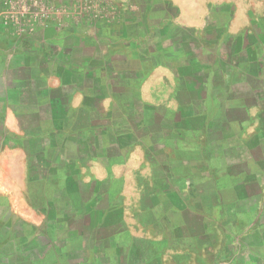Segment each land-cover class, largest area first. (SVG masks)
I'll use <instances>...</instances> for the list:
<instances>
[{
  "label": "crops",
  "instance_id": "obj_1",
  "mask_svg": "<svg viewBox=\"0 0 264 264\" xmlns=\"http://www.w3.org/2000/svg\"><path fill=\"white\" fill-rule=\"evenodd\" d=\"M119 6L101 21L102 37L93 26L73 25L60 31L56 47L30 46L0 25V160L25 161L21 174L29 176L28 162L35 161L32 168L53 180L59 198L47 202L61 212L60 222L88 225L94 187L121 193L123 181L109 172L82 180V166L138 150L153 168L137 183L139 213L144 209L138 222L166 240L184 241L197 233L184 219H170L168 209L187 210L191 191L221 207L220 193H236L239 174L264 176V24L253 13L240 14L237 0H124ZM77 188L87 197L72 198ZM97 204L100 211L116 207ZM200 221L203 241L210 231ZM101 225L95 227L108 248L96 257L91 249L84 262L157 264L158 253L142 234L111 236ZM53 250L48 260L45 250L22 249V264H62L60 248Z\"/></svg>",
  "mask_w": 264,
  "mask_h": 264
},
{
  "label": "rangeland",
  "instance_id": "obj_2",
  "mask_svg": "<svg viewBox=\"0 0 264 264\" xmlns=\"http://www.w3.org/2000/svg\"><path fill=\"white\" fill-rule=\"evenodd\" d=\"M132 1L127 0L128 3ZM121 2L124 0H0V25L22 35L23 41L30 46L50 43L51 47H56L62 35L60 31L73 25H77L79 29L93 26L94 35L100 38L103 26L101 21H107L117 13ZM237 3L240 14L246 17L248 13H253L255 19H260L264 24V0H237ZM88 40L90 41L89 36ZM93 41L95 47L98 45L102 48L104 45ZM254 119L251 123L256 122ZM247 135L248 132H245V136ZM110 151L116 152V146L112 145ZM84 162H88V167L82 166V172L85 173L82 180L87 179L89 174L102 180L109 172L112 180L121 178L123 181L121 193L111 190L112 194L107 195L104 187H94V199L97 202L91 208V223L88 225L60 222L57 215L61 212L47 202L59 198L51 192L53 180L49 176H42L35 170V166L32 168L35 161L28 162L31 171L29 176L21 174L25 161L0 160V189L9 187L8 193L0 191V264H22L24 259L21 250L25 248L31 249V255L35 254L34 249L45 250L43 257L52 260L55 254L54 244L60 248L62 264H98L91 260L84 262L87 256L89 259V253L92 254L91 249L96 257V250L108 248L102 243L101 230L96 229V224H102L105 227L102 232L110 233L111 236L118 230L122 236L142 234L146 237V245L148 243L149 247L157 251V264H264V176L246 177L239 174L235 178L239 184L238 191L220 193L221 207L215 206L214 201H199L200 192L191 191L188 209L183 213L168 209L167 215L174 220L184 219L190 230L197 235L203 228L200 220L205 219L204 226L210 232L204 235L203 241L198 240L197 235L184 241H172L166 240L161 231L143 227L138 222L141 218L139 214L144 209L141 208L139 213L137 183L141 177L148 178L153 169L149 162L143 160V153L131 150L125 158L114 157L109 163L105 160L86 162L85 159ZM101 163L108 166L101 167ZM10 165L13 166L12 169ZM69 188V192H73V186ZM79 189L78 193H72V198L82 200L87 197ZM231 199L240 201L237 205H231ZM108 202L114 203L116 207L110 208L109 212L97 209V203ZM106 215L110 218V224L102 222L107 220ZM229 218L230 221L227 220ZM119 219L122 221L121 225L115 222ZM64 233L83 234L71 240L57 239L59 242H53V235H62L64 239ZM84 235H91L93 238L85 240ZM120 243L124 247L132 246L129 239H122ZM69 247L73 254L69 253ZM86 247L88 252L85 251Z\"/></svg>",
  "mask_w": 264,
  "mask_h": 264
}]
</instances>
